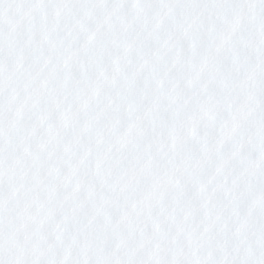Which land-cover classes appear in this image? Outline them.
I'll list each match as a JSON object with an SVG mask.
<instances>
[{
	"label": "snow or ice",
	"instance_id": "6c2138e0",
	"mask_svg": "<svg viewBox=\"0 0 264 264\" xmlns=\"http://www.w3.org/2000/svg\"><path fill=\"white\" fill-rule=\"evenodd\" d=\"M0 264H264V0H0Z\"/></svg>",
	"mask_w": 264,
	"mask_h": 264
}]
</instances>
